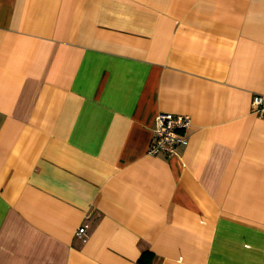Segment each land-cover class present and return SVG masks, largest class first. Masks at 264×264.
<instances>
[{
  "label": "crops",
  "instance_id": "1",
  "mask_svg": "<svg viewBox=\"0 0 264 264\" xmlns=\"http://www.w3.org/2000/svg\"><path fill=\"white\" fill-rule=\"evenodd\" d=\"M255 95L264 0H0V264H264Z\"/></svg>",
  "mask_w": 264,
  "mask_h": 264
},
{
  "label": "built area",
  "instance_id": "2",
  "mask_svg": "<svg viewBox=\"0 0 264 264\" xmlns=\"http://www.w3.org/2000/svg\"><path fill=\"white\" fill-rule=\"evenodd\" d=\"M252 113L264 115V96L255 95L252 100ZM191 127L190 118L186 115L159 112L154 118L152 138L147 154L152 156L163 153L166 156L175 154L178 147H186L189 139L187 132ZM84 233L80 228L79 236Z\"/></svg>",
  "mask_w": 264,
  "mask_h": 264
},
{
  "label": "trees",
  "instance_id": "3",
  "mask_svg": "<svg viewBox=\"0 0 264 264\" xmlns=\"http://www.w3.org/2000/svg\"><path fill=\"white\" fill-rule=\"evenodd\" d=\"M145 256H146V253H143L142 256H141V258H140V262H141L142 264H145V263H146V262L144 261ZM147 257H151V255H148V254H147Z\"/></svg>",
  "mask_w": 264,
  "mask_h": 264
}]
</instances>
